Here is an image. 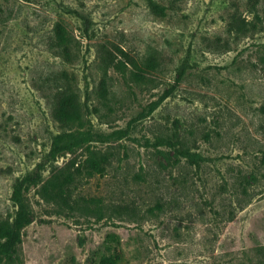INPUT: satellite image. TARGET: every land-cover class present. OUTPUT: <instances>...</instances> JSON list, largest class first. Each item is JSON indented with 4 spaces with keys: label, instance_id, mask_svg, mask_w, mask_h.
Instances as JSON below:
<instances>
[{
    "label": "rangeland",
    "instance_id": "rangeland-1",
    "mask_svg": "<svg viewBox=\"0 0 264 264\" xmlns=\"http://www.w3.org/2000/svg\"><path fill=\"white\" fill-rule=\"evenodd\" d=\"M62 130L90 139L53 157ZM35 171L7 264H264V0H0L1 221Z\"/></svg>",
    "mask_w": 264,
    "mask_h": 264
},
{
    "label": "trees",
    "instance_id": "trees-1",
    "mask_svg": "<svg viewBox=\"0 0 264 264\" xmlns=\"http://www.w3.org/2000/svg\"><path fill=\"white\" fill-rule=\"evenodd\" d=\"M233 22L238 23L237 18L234 16ZM240 26H245L244 22H240ZM58 39L62 42L67 41V37L62 33L57 35ZM65 53L69 50L67 47L64 49ZM154 53H149L145 55L143 59V66L139 65L134 71V75L137 77L144 76L147 69L155 68L158 65L156 49H153ZM105 81L102 80L100 86L105 88ZM163 95L158 99L154 100L150 105V110H153L157 104L163 99ZM53 116L56 121H58L62 126H67L71 123L80 122L82 116L81 107L78 99L77 92L71 87H62L56 91L53 100ZM90 135L86 131H71L62 130L57 132L51 141L50 145V155L55 156L59 153L65 151H74V149L85 144L89 141ZM104 166L100 159L96 157H88L86 159L85 170L88 173L92 171L102 172ZM40 179V173L35 171L34 173H26L20 177H16L12 183V190L10 199L16 206V210L12 217H7L5 220H0V264L3 262L12 263V254L15 246L21 241V229L25 224L29 222V219L21 213L23 208V192L31 184L36 185ZM72 181V176L70 174H65L61 180L51 181V185L58 189L60 193L64 192V187L67 182ZM111 262L112 261H108ZM105 264V262H101Z\"/></svg>",
    "mask_w": 264,
    "mask_h": 264
}]
</instances>
